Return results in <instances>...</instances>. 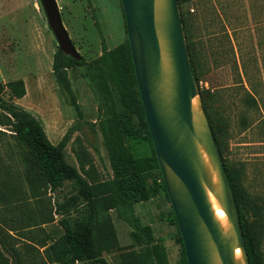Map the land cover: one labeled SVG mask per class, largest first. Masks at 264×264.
Here are the masks:
<instances>
[{
    "label": "rangeland",
    "instance_id": "obj_1",
    "mask_svg": "<svg viewBox=\"0 0 264 264\" xmlns=\"http://www.w3.org/2000/svg\"><path fill=\"white\" fill-rule=\"evenodd\" d=\"M56 1L82 56L65 58L72 96L61 92L53 76L59 45L41 0H0V103L31 113L52 144L74 128L66 160L92 187L97 203L95 261L86 264H139L147 246L154 264H185L127 54L121 0ZM181 2L202 104L237 192L242 222L264 263V0ZM110 51L114 58L107 59ZM18 82L25 92L21 98L13 89ZM118 103L133 121V137L118 126ZM4 116L0 111V122ZM129 155L146 161L147 200L136 190ZM75 193L69 182L52 192L28 145L0 124V264H78L64 242V216L56 212V202ZM118 201L133 208L147 245L119 218ZM65 217L73 222L77 213Z\"/></svg>",
    "mask_w": 264,
    "mask_h": 264
},
{
    "label": "water",
    "instance_id": "obj_2",
    "mask_svg": "<svg viewBox=\"0 0 264 264\" xmlns=\"http://www.w3.org/2000/svg\"><path fill=\"white\" fill-rule=\"evenodd\" d=\"M41 2L59 49L80 61L57 1ZM121 4L141 101L187 264H250L233 190L192 68L178 0ZM210 194L227 216L225 225L215 215Z\"/></svg>",
    "mask_w": 264,
    "mask_h": 264
},
{
    "label": "trees",
    "instance_id": "obj_3",
    "mask_svg": "<svg viewBox=\"0 0 264 264\" xmlns=\"http://www.w3.org/2000/svg\"><path fill=\"white\" fill-rule=\"evenodd\" d=\"M178 3L181 11L183 7L182 5L183 3L181 2V0H178ZM181 16H182L183 25L185 26L186 24L185 17L182 11H181ZM187 46L190 52V57L192 58V68L194 71V75L197 80V73L193 65V57L191 54L192 50L191 47L189 46V43ZM113 52L114 51L107 52L105 54V57L107 59L114 58ZM127 54L129 60L131 61L132 72L135 74L130 46H128L127 48ZM65 58L74 60L72 57L66 56L60 49H58L54 55V60H53V76L61 92L64 95L72 96L71 84L68 79L67 71H66ZM13 89L14 91H16L18 98L23 97V95L25 94L22 82L15 83ZM139 97H140V92H139ZM117 105H118L117 120L121 132L127 138L133 137L134 136L133 121L130 115L127 113V111L121 106V104L118 103ZM204 109L206 111L205 107ZM0 111L1 114L3 113V115H5L4 117L6 119L5 122L1 121L0 124L11 127V132L17 138H19L28 145L35 159V163L37 164L49 189L52 192H56L63 187L65 182H69L73 186L76 193L71 195L63 203L56 202V212L64 216L60 221V225L64 231V242L68 254L78 264H86L89 262L93 263L95 261L94 235L98 220L96 199L93 194L92 187L81 177L77 169L73 165L67 162L65 156V149L71 139V135L74 132V128H71L62 138V140L55 145L52 144L51 141L49 140L41 122L37 120L28 111L21 109L14 104H7L6 102L0 103ZM141 111L145 119V127L147 130V135L151 140V142L153 143L149 131V127L147 124L142 101H141ZM206 114L208 116L210 125L212 127V122L207 111ZM213 134L218 144L214 130H213ZM218 147L220 149L219 144ZM153 152H154L155 165L159 171V177L161 181L160 187L167 195L166 187L156 157L155 149H153ZM128 160L131 169V174L133 177L132 180L135 183L136 190L140 195L141 200H147L150 194L149 192L150 189L147 185L144 174L146 170V161L143 158H135L130 155L128 157ZM225 168L230 180L236 205L239 211L249 262L250 264H264L261 253L257 249L253 237L251 236L246 224L242 222V215L238 204L237 192L235 191V188L232 185V181L226 165ZM167 198L169 199L168 195ZM115 207L119 218L132 228L134 239L139 243L145 244L146 239L144 238V231L139 226L137 220L135 219L133 208L120 201L116 202ZM72 212L77 213V218L73 222H71L68 218L65 217V216H69ZM173 222L178 227V223L174 211H173ZM180 242L183 246L182 237L180 238ZM2 244L4 246V249L10 253L9 248L5 246V242H2ZM184 261L185 264H187L186 255H184ZM139 264H154L153 253L151 248H149L148 246L146 247V251L144 252V255L139 258Z\"/></svg>",
    "mask_w": 264,
    "mask_h": 264
},
{
    "label": "bare ground",
    "instance_id": "obj_4",
    "mask_svg": "<svg viewBox=\"0 0 264 264\" xmlns=\"http://www.w3.org/2000/svg\"><path fill=\"white\" fill-rule=\"evenodd\" d=\"M210 199H211L216 217L222 223V225H225L227 222V216H226L225 212L222 210V208L218 204L216 198L211 194H210ZM240 255H241L240 250H237L236 251V257H240Z\"/></svg>",
    "mask_w": 264,
    "mask_h": 264
}]
</instances>
